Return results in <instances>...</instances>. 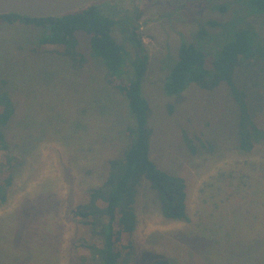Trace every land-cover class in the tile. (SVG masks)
I'll use <instances>...</instances> for the list:
<instances>
[{
	"label": "rangeland",
	"instance_id": "1",
	"mask_svg": "<svg viewBox=\"0 0 264 264\" xmlns=\"http://www.w3.org/2000/svg\"><path fill=\"white\" fill-rule=\"evenodd\" d=\"M93 4L117 22L112 34L126 53L127 67L114 79L132 78L131 37L136 31L142 38L149 56L142 89L151 106L150 157L187 183L188 222L165 218L158 196L143 184L133 253L120 262L264 264V141L250 154L239 150L240 110L226 84L205 90L189 83L174 96L165 91L184 43L205 53L209 69L238 31H253L263 43L264 8L251 0ZM46 35L0 20V89L15 106L0 157L17 160L6 201H0V264H98L80 248L89 227L71 209L105 182L109 161L129 148L127 129L136 120L126 97L110 86L107 66L93 56L86 33H77L78 59L53 46L36 50ZM258 61L245 63L239 77L248 91L263 95L252 104L264 129V66Z\"/></svg>",
	"mask_w": 264,
	"mask_h": 264
},
{
	"label": "trees",
	"instance_id": "2",
	"mask_svg": "<svg viewBox=\"0 0 264 264\" xmlns=\"http://www.w3.org/2000/svg\"><path fill=\"white\" fill-rule=\"evenodd\" d=\"M251 2L264 8V0ZM93 3L58 17L30 18L9 14L1 15L0 20L11 25L21 23L45 29L47 35L40 40L36 50L44 51L53 46L55 52L74 59L80 56L77 33H86L93 56L102 59L107 66L110 86L126 97L136 120L135 126L127 129L131 142L129 148L121 159L109 161L105 182L90 191L88 202L71 209L72 217L89 227L88 238L80 248L90 251L98 264H125L120 260L125 255L131 257L133 253V236L138 223L136 204L143 184L147 182L158 196L165 218L188 222L187 183L183 177L160 169L150 157L152 130L148 122L151 106L142 89L149 56L142 38L136 31L131 37L136 52V59L131 64L132 78L127 82L114 79L121 78L127 67L126 53L112 34L117 22L103 15V11ZM256 55H260V59H254ZM253 60H259L260 69L264 66V38L262 43L253 31H238L213 61L211 69L206 67V55L202 50L184 43L179 51V60L165 82V91L172 96L181 94L189 83L198 84L205 90L226 84L240 110L238 148L246 154L264 141V129L256 121L258 109L252 104L253 99L260 102L263 95L248 91L239 77L243 65ZM14 115L15 106L9 94L0 89V153L8 149L4 129ZM186 139L187 146L194 152V141ZM16 162L8 155L0 157L2 202L6 201L12 186V167ZM153 264H169V261L156 260Z\"/></svg>",
	"mask_w": 264,
	"mask_h": 264
},
{
	"label": "water",
	"instance_id": "3",
	"mask_svg": "<svg viewBox=\"0 0 264 264\" xmlns=\"http://www.w3.org/2000/svg\"><path fill=\"white\" fill-rule=\"evenodd\" d=\"M97 0H0V16L18 14L30 18L58 17Z\"/></svg>",
	"mask_w": 264,
	"mask_h": 264
}]
</instances>
